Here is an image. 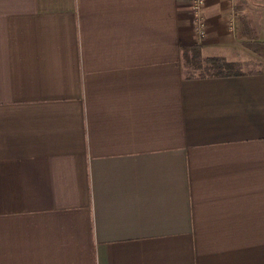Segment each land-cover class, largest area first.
Here are the masks:
<instances>
[{
    "label": "crops",
    "instance_id": "0c3cea01",
    "mask_svg": "<svg viewBox=\"0 0 264 264\" xmlns=\"http://www.w3.org/2000/svg\"><path fill=\"white\" fill-rule=\"evenodd\" d=\"M0 0V264H264V0Z\"/></svg>",
    "mask_w": 264,
    "mask_h": 264
},
{
    "label": "rangeland",
    "instance_id": "374dc122",
    "mask_svg": "<svg viewBox=\"0 0 264 264\" xmlns=\"http://www.w3.org/2000/svg\"><path fill=\"white\" fill-rule=\"evenodd\" d=\"M205 1L206 0H203L202 6H201V11L204 10ZM190 8H191V5H190ZM190 13H191V18H192V23H193V16H192L191 9H190ZM193 27H194L195 31L197 32V34L200 35L199 32L197 31V28L195 27L194 23H193ZM204 36H205V27L203 29V34L201 35V37H204ZM250 43H251L252 47L243 45V49H242L243 51L239 50V53L234 52L233 59H231V60L228 59L229 61H234L236 63L235 66L237 67V69L240 72L247 73V74L248 73H256L264 67V57L257 52V51L261 52L262 50H264L263 47L260 44H257L254 42H250ZM252 43H254V44H252ZM253 48L257 51H254ZM191 54H194V53L191 52ZM191 54H189V56H191ZM201 57L205 58L202 55H201ZM181 58H182V56H181ZM189 59H191V60H189ZM189 59H185L184 57L181 59V68L183 70V74L185 76H188V75L198 76L201 73L200 70L202 69V68L196 67L197 65H195L194 60H198V59L197 58H191V57H189Z\"/></svg>",
    "mask_w": 264,
    "mask_h": 264
},
{
    "label": "trees",
    "instance_id": "16d2710c",
    "mask_svg": "<svg viewBox=\"0 0 264 264\" xmlns=\"http://www.w3.org/2000/svg\"><path fill=\"white\" fill-rule=\"evenodd\" d=\"M254 43L260 44L264 49V42H254ZM244 45L252 47L250 42H245ZM253 50L257 51L254 48ZM191 52H193L194 54H191ZM257 52L264 57V50H262L261 52L260 51ZM200 53L201 52L198 46L183 48L182 58L183 57L185 59H189V57L197 58L198 60H194L195 65H197L196 67L202 68L200 70L201 73L198 76L188 75L185 76L186 78L228 77V76H237V75L245 74L237 69V67L235 66L236 63L234 61H229L222 56H207L205 58H202ZM189 54H191V56H189Z\"/></svg>",
    "mask_w": 264,
    "mask_h": 264
},
{
    "label": "built area",
    "instance_id": "2783aa9c",
    "mask_svg": "<svg viewBox=\"0 0 264 264\" xmlns=\"http://www.w3.org/2000/svg\"><path fill=\"white\" fill-rule=\"evenodd\" d=\"M190 3H191L190 9H191L192 16H193V23L201 36L203 34V29L205 27V23L203 20V10L201 11L203 0L202 1L201 0H190Z\"/></svg>",
    "mask_w": 264,
    "mask_h": 264
}]
</instances>
